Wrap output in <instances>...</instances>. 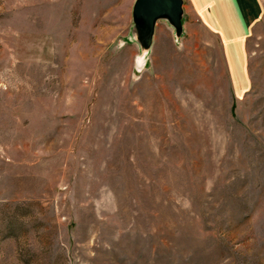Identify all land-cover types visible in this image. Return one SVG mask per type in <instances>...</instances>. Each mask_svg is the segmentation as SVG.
Here are the masks:
<instances>
[{
	"label": "rangeland",
	"instance_id": "obj_1",
	"mask_svg": "<svg viewBox=\"0 0 264 264\" xmlns=\"http://www.w3.org/2000/svg\"><path fill=\"white\" fill-rule=\"evenodd\" d=\"M235 98L182 17L0 0V264H264V0Z\"/></svg>",
	"mask_w": 264,
	"mask_h": 264
},
{
	"label": "crops",
	"instance_id": "obj_2",
	"mask_svg": "<svg viewBox=\"0 0 264 264\" xmlns=\"http://www.w3.org/2000/svg\"><path fill=\"white\" fill-rule=\"evenodd\" d=\"M182 11L220 46L231 91L241 97L250 86L246 44L263 16L262 1L182 0Z\"/></svg>",
	"mask_w": 264,
	"mask_h": 264
},
{
	"label": "water",
	"instance_id": "obj_3",
	"mask_svg": "<svg viewBox=\"0 0 264 264\" xmlns=\"http://www.w3.org/2000/svg\"><path fill=\"white\" fill-rule=\"evenodd\" d=\"M131 17L135 27V39L147 49L159 21L170 25L177 36L181 33L182 0H134Z\"/></svg>",
	"mask_w": 264,
	"mask_h": 264
}]
</instances>
